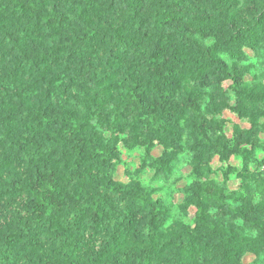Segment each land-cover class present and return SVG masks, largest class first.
I'll use <instances>...</instances> for the list:
<instances>
[{
	"label": "trees",
	"instance_id": "16d2710c",
	"mask_svg": "<svg viewBox=\"0 0 264 264\" xmlns=\"http://www.w3.org/2000/svg\"><path fill=\"white\" fill-rule=\"evenodd\" d=\"M252 252L264 0H0V264Z\"/></svg>",
	"mask_w": 264,
	"mask_h": 264
},
{
	"label": "rangeland",
	"instance_id": "374dc122",
	"mask_svg": "<svg viewBox=\"0 0 264 264\" xmlns=\"http://www.w3.org/2000/svg\"><path fill=\"white\" fill-rule=\"evenodd\" d=\"M160 152H161V148H160V147H157V148L153 151V153H154L155 155L159 154ZM133 157H135V156L128 157V156H126V155L124 154V159H126L127 161H132V160H133ZM134 161H135V159H134ZM129 167L133 168L134 165L131 164V163H129ZM118 171L121 173V172H122V167H118ZM188 171H189V168H183V169L181 170V172H179V173L176 174V176H177V175H178V177H179V176H184L185 174H187ZM144 179H146L145 181H148L149 176L144 177ZM171 181H172V180H171ZM171 181H170L169 183H171ZM169 183H167V184L165 185V184H163V183H160V182H158V181H155V182H153L152 184H153L154 186H156V187H162V189H163V188H165V187H169V186H170ZM181 183H183L182 180L177 181V185H179V184H181ZM156 195H157V196H158V195H163V192H159V193L156 194ZM175 198H176L177 201H180V195H179V194H176V195H175ZM254 255H255L254 252L246 254L245 257L242 259V263H243V264H248V263L252 260V258H253Z\"/></svg>",
	"mask_w": 264,
	"mask_h": 264
}]
</instances>
